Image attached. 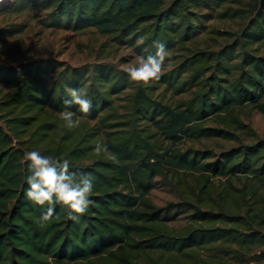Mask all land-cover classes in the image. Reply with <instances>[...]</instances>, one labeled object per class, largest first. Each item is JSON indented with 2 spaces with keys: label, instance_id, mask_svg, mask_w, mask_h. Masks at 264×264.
Instances as JSON below:
<instances>
[{
  "label": "trees",
  "instance_id": "trees-1",
  "mask_svg": "<svg viewBox=\"0 0 264 264\" xmlns=\"http://www.w3.org/2000/svg\"><path fill=\"white\" fill-rule=\"evenodd\" d=\"M259 3L9 2L20 22L2 30L7 37L39 13L46 27L107 37L108 50L146 56L160 41L169 57L160 79L144 85L106 62L0 54V264H264V136L249 121L253 111L264 114ZM82 87L93 101L86 116L64 103L66 89ZM65 110L78 127L62 126ZM212 138L233 144L219 153L198 146ZM97 142L109 152L96 155ZM30 150L67 157L95 177L94 203L79 222L57 204L59 220L39 226L43 209L24 194ZM159 184L175 191L183 224L155 202Z\"/></svg>",
  "mask_w": 264,
  "mask_h": 264
},
{
  "label": "clouds",
  "instance_id": "clouds-1",
  "mask_svg": "<svg viewBox=\"0 0 264 264\" xmlns=\"http://www.w3.org/2000/svg\"><path fill=\"white\" fill-rule=\"evenodd\" d=\"M137 43L143 44L144 38H138ZM153 47L156 49L154 54L149 52L146 56L141 55L133 66L123 69L130 81L147 85L153 80L160 79L169 51L160 41H154ZM65 91L67 96L65 105L78 106V111L85 116L91 113L93 101L85 88H69ZM74 116L75 113L72 111H62L60 113L62 126L68 130L78 127L80 120L74 119ZM93 152L96 155L107 154L109 148L103 142H97ZM108 158L114 163H119L115 155ZM22 162L28 163L30 173L25 178L28 185L25 197L43 209L37 219L40 227H46L53 220H59L56 213L57 204L69 209V219L79 222L80 217L85 215L94 203L90 197L95 188V177L91 173L73 170L72 163L67 157L45 155L39 150H30L25 152Z\"/></svg>",
  "mask_w": 264,
  "mask_h": 264
},
{
  "label": "rangeland",
  "instance_id": "rangeland-1",
  "mask_svg": "<svg viewBox=\"0 0 264 264\" xmlns=\"http://www.w3.org/2000/svg\"><path fill=\"white\" fill-rule=\"evenodd\" d=\"M11 1L8 0L0 5V37L8 40L7 42L0 41V54H5L10 48L8 54H15L16 58L21 59L51 58L73 66L106 62L122 69L133 66L139 59L134 49L130 47H114L108 50V45L105 47L108 38L95 31L81 34L61 28L46 27L41 23L42 15L39 13L29 20V26L25 31L13 37H7L2 33V30L20 22L8 14L6 6ZM100 54L110 55L102 57ZM249 121L259 135L264 136V114L253 111ZM232 144L230 141L212 138L203 141L198 146L209 147L214 152L219 153ZM153 198L159 205H168L171 206V209H174L173 204L177 200L175 191L165 184H159L153 193ZM184 215L174 209L170 212L169 218L173 224H183L185 222Z\"/></svg>",
  "mask_w": 264,
  "mask_h": 264
},
{
  "label": "water",
  "instance_id": "water-1",
  "mask_svg": "<svg viewBox=\"0 0 264 264\" xmlns=\"http://www.w3.org/2000/svg\"><path fill=\"white\" fill-rule=\"evenodd\" d=\"M264 9V0H260V3H259V8H258V13L263 11Z\"/></svg>",
  "mask_w": 264,
  "mask_h": 264
},
{
  "label": "bare ground",
  "instance_id": "bare-ground-1",
  "mask_svg": "<svg viewBox=\"0 0 264 264\" xmlns=\"http://www.w3.org/2000/svg\"><path fill=\"white\" fill-rule=\"evenodd\" d=\"M8 0H0V5L4 4L5 2H7Z\"/></svg>",
  "mask_w": 264,
  "mask_h": 264
}]
</instances>
